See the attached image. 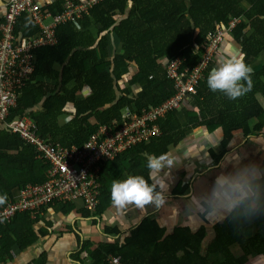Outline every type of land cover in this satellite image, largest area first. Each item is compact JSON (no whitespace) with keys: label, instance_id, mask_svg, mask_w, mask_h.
<instances>
[{"label":"trees","instance_id":"1","mask_svg":"<svg viewBox=\"0 0 264 264\" xmlns=\"http://www.w3.org/2000/svg\"><path fill=\"white\" fill-rule=\"evenodd\" d=\"M245 1L104 0L89 8L76 22L60 24L56 29L58 43L55 46L35 50L32 75L20 89L17 105L8 119L27 117L40 136L66 146H83L101 126L120 121L124 108L130 107L140 113L169 99L173 88L166 76V63L185 58L183 67L192 68L218 30H222L221 42L226 32H232L243 59L250 65L256 57H264V0H254L248 12L241 8ZM43 11L60 16L65 12L64 2L55 1ZM116 16L123 18L118 21ZM241 17L248 22L234 26L233 19ZM93 27H99L95 33ZM249 27L254 29L250 37L245 34ZM15 30L32 36L39 28L28 16L22 15ZM111 31L121 43L120 53L113 56L109 49ZM105 32L108 34L104 35ZM132 63L137 72L127 81V87L122 88V70ZM209 67L196 94L180 108L184 126L178 116L180 111H169L156 121L161 131L159 136L132 146L108 164L95 216L99 217L112 205L110 189L114 180H123L133 174L147 178V154L168 152L191 129L205 126L212 132L221 128L222 151L216 160L225 155L233 131L242 130L244 137L259 135L264 125V107L257 96L264 99V66L252 74L253 89L237 100H230L220 92L210 93L206 83ZM133 85H138L139 90L132 95L130 87ZM85 88H89L90 95H81ZM40 103L41 110L33 111ZM70 105L74 108L73 118L60 125L58 120ZM253 119L258 122L251 127ZM46 168L48 164L38 159L34 148L19 135L0 129V196L6 195L7 201L12 199L14 188L21 190L27 184L43 183L48 178ZM184 189L178 188L176 193ZM71 205H61L62 211ZM83 211L84 216L90 215L87 210ZM34 222L35 218L29 213H19L10 223L1 226L0 258H11L12 248L23 251L35 243L38 237L32 228ZM254 223L264 234V214L247 221L231 216L227 226L215 227L216 236L202 254L204 229L192 232L187 227H176L165 235V229L156 219L147 216L120 244L100 243L93 249L89 240H80L78 256L87 251L93 264H108V255L118 258L122 264H243L250 254L264 253L262 234L250 238L245 235V229ZM105 232L120 233L117 228L108 226ZM236 243L245 251L239 259H234L229 251ZM212 253L222 254L223 260L210 263L208 255ZM44 262L45 257L41 255L30 264Z\"/></svg>","mask_w":264,"mask_h":264},{"label":"built area","instance_id":"2","mask_svg":"<svg viewBox=\"0 0 264 264\" xmlns=\"http://www.w3.org/2000/svg\"><path fill=\"white\" fill-rule=\"evenodd\" d=\"M39 0H4V16L0 19V129L17 134L34 148L37 158L48 164L46 180L41 184H27L16 196L0 206L1 226L10 223L16 214L29 213L33 219L50 206L81 203L94 214L100 204L101 181L108 172V164L132 146L148 142L161 134L156 124L169 111L185 106L196 94L217 48L222 30L208 42L200 60L192 68L183 67L185 58L168 61L165 72L172 84L173 95L165 102L138 113L130 107L123 109L120 121L101 126L83 145L54 143L37 133L36 126L27 117L8 119L17 105L22 86L27 84L34 69V52L58 43L56 29L60 24L74 21L88 9L104 0L63 1L65 12L60 16L45 13ZM28 16L39 31L32 36L16 32L17 20ZM1 237V233H0ZM112 264H122L116 257Z\"/></svg>","mask_w":264,"mask_h":264},{"label":"crops","instance_id":"3","mask_svg":"<svg viewBox=\"0 0 264 264\" xmlns=\"http://www.w3.org/2000/svg\"><path fill=\"white\" fill-rule=\"evenodd\" d=\"M55 1L57 0H39L38 6L43 8L48 7ZM3 3L4 0H0V19L5 14ZM252 3H254V0H247L241 4V8L243 11L248 12L252 8ZM122 18L120 16L115 17L118 21ZM233 20L232 24L234 26L242 22H248L245 17ZM253 33L254 29L251 27L245 30V34L248 37L253 35ZM103 34H108V32ZM109 41L112 45V50H116L113 54L110 50L111 56L120 53V40L112 31L109 33ZM232 57L244 58V55L240 45L234 41L232 32H226L209 67V72L213 67L217 66L218 61ZM250 66L253 72L260 71L264 66V57L261 55L256 57L250 63ZM136 72V65L132 63L122 70V79H130ZM131 89L132 94H135L138 92L139 87L138 85H133L130 87ZM257 97L264 107V99L259 95ZM191 109L196 111L193 107ZM179 118L184 126L183 115L181 114ZM257 122L256 119L251 120V127H254ZM222 137L221 128L208 132L205 126H199L189 130L180 143L169 148L168 152H173V155L176 156V165L172 169L169 180V205H179L178 213L171 211L170 207L160 210L150 207L144 211L130 208L127 212H121L111 205L104 213L97 217L92 214L84 216V208L81 203L67 206L66 211H62L63 206H50L35 217L32 227L38 237L35 243L23 251L12 248L10 251L11 258L7 256L0 258V264H30L34 260H39L41 255L45 257L44 264H93L94 261L87 251L81 252L78 256L81 250L80 240H89L93 244V249L98 247L100 243L108 245L120 244L129 231L133 230L147 216L156 219L159 226L165 229V235L172 233L176 227H187L192 232L204 229L205 237L202 245V254H205L208 244L216 236L215 227L227 226L231 216H225L222 219L216 220L203 216L194 219L184 217V197L186 193L191 190L200 191L209 187L217 173L228 170L226 165L230 167L231 163L236 159L237 154L244 157L246 162L255 161L264 163V147L251 141H246L247 137H244L242 130L233 131V138L226 147L225 155L216 160V156L222 151L220 147ZM252 137H255L257 140H264V125L259 135ZM178 188L186 189L182 190L179 194L176 193V189ZM18 192L19 189L14 188L12 195L16 196ZM226 222L228 223L226 224ZM106 226L108 228H117L120 233H106ZM258 234H262L264 237L257 223L245 229L247 238ZM229 251L234 259H239L245 254V251L238 243L232 244L229 247ZM112 258V255L107 256L108 264H112ZM221 260H223V256L220 253L208 255L210 263ZM243 264H264V253L258 254L254 252L250 254L247 261Z\"/></svg>","mask_w":264,"mask_h":264},{"label":"clouds","instance_id":"4","mask_svg":"<svg viewBox=\"0 0 264 264\" xmlns=\"http://www.w3.org/2000/svg\"><path fill=\"white\" fill-rule=\"evenodd\" d=\"M252 74V67L243 57H232L218 61L217 66L210 70L206 83L210 91L237 100L253 89ZM245 140L264 147V140L252 136ZM146 160L147 178L133 174L112 182V205L121 212L130 208L144 211L150 207L156 210L170 207L171 211L178 213L179 205H169L168 196L176 156L173 152L147 154ZM226 168L228 170L215 175L209 187L186 193L184 217L194 219L203 216L216 220L232 216L247 221L264 214V163L246 162L237 154L234 162ZM6 199V195L0 196V204Z\"/></svg>","mask_w":264,"mask_h":264},{"label":"rangeland","instance_id":"5","mask_svg":"<svg viewBox=\"0 0 264 264\" xmlns=\"http://www.w3.org/2000/svg\"><path fill=\"white\" fill-rule=\"evenodd\" d=\"M80 1V0H79ZM79 1H73V3L75 4V5H77V6H79L80 5V2ZM87 2H88V0H87ZM120 17H123V16H120ZM98 28L99 27H93V31H94V33L98 30ZM109 49L111 50V52H112V54L114 53V52H116V50L114 49V50H112V45L109 47ZM126 76H127V74H125ZM129 79H127V78H123V79H121L120 80V86L123 88V87H127V81H128ZM39 82V81H38ZM90 93H91V91L89 90V88H85L83 91H82V93H81V95L82 96H88V95H90ZM131 94H132V89H131ZM133 95V94H132ZM39 110H41V103L39 104V105H37L36 107H34V109H33V111H39ZM179 111H180V108L178 109ZM73 112H74V108L70 105V106H68L67 108H66V113L64 114V115H62L60 118H59V120H58V123L60 124V125H64V124H66L67 122H69L72 118H73ZM181 114H182V111H180L179 113H178V116H181ZM229 222V221H228ZM228 222H226V224L228 223Z\"/></svg>","mask_w":264,"mask_h":264}]
</instances>
